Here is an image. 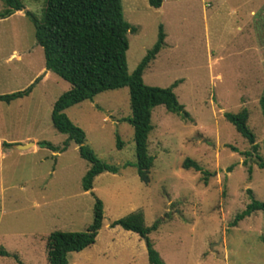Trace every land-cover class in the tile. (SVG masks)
Instances as JSON below:
<instances>
[{"label": "rangeland", "instance_id": "obj_1", "mask_svg": "<svg viewBox=\"0 0 264 264\" xmlns=\"http://www.w3.org/2000/svg\"><path fill=\"white\" fill-rule=\"evenodd\" d=\"M19 1L23 10L0 18V95L28 91L0 102V248L7 253L0 264H48L46 237L83 232L95 199L102 205V226L91 246L66 255L67 264H148L143 240L109 228L138 211L146 227L159 221L148 239L164 264H264V212L232 226L250 201H264V166L258 165L264 162L258 108L264 0H162L158 9L147 0H121L123 20L135 28L126 34L127 72L161 26L164 45L143 70L142 82L157 88L176 83L172 92L186 116L163 106L151 109L147 154L153 160L145 185L133 166L132 128L124 121L130 116L126 88L67 108L83 144L117 169L95 177L88 191L80 183L89 163L50 121L53 102L69 85L51 72L43 75L42 51L25 16L27 11L40 19L44 0ZM4 10L0 2V14ZM242 109L255 150L223 117ZM15 143L28 145L16 150ZM185 159L207 175L182 168Z\"/></svg>", "mask_w": 264, "mask_h": 264}, {"label": "trees", "instance_id": "obj_2", "mask_svg": "<svg viewBox=\"0 0 264 264\" xmlns=\"http://www.w3.org/2000/svg\"><path fill=\"white\" fill-rule=\"evenodd\" d=\"M5 7L2 18L10 10H23L19 0H0ZM162 0H147L152 9H158ZM33 26V38L41 48L43 67L69 85V89L59 95L50 110V121L53 129L66 136V142L77 146L78 155L89 163L83 175L80 187L83 191L92 188L95 177L103 172H116L115 167L107 166L99 161L92 150L83 144V132L72 125L64 111L83 101H91L99 93L126 88L130 116L126 121L132 128L134 145V164L138 180L143 184L149 182V170L152 157L147 154V136L152 129L150 124L151 109L163 106L167 112L184 113L169 88H157L142 82V72L162 48L164 34L161 26L157 28L156 41L146 51L136 68L127 72L125 53L127 50V33H134L135 28L129 26L122 16L121 0H44L40 19L25 12ZM28 91H18L0 95V102L9 103L26 95ZM258 108L264 122V87L258 98ZM184 116L186 114L184 113ZM224 119L236 132L244 138L252 150L256 149L254 136L246 125L247 111L237 113L226 112ZM49 149L53 147L45 142L38 143ZM117 142V147L119 146ZM247 154V153H244ZM259 167L264 166L260 162ZM182 168L207 175L190 159L182 162ZM206 179H204V182ZM264 212V201H250L243 211L235 215L232 226L253 212ZM102 226V205L95 199L92 208L91 223L83 232H52L45 240V255L48 264H67L66 255L80 252L91 246ZM120 227L132 232L145 244L148 264H164L153 249L148 234L157 230L159 221L150 226L143 224L140 211L110 223L109 228ZM264 243V239H262ZM7 253L0 248V257Z\"/></svg>", "mask_w": 264, "mask_h": 264}, {"label": "crops", "instance_id": "obj_3", "mask_svg": "<svg viewBox=\"0 0 264 264\" xmlns=\"http://www.w3.org/2000/svg\"><path fill=\"white\" fill-rule=\"evenodd\" d=\"M160 6H161V5H160ZM15 13H19V11H18V12H15ZM250 14H252V12H250ZM10 15H14V14H10ZM162 32H163V31H162ZM163 34H164V33H163ZM164 37H165V34H164ZM163 42H164V39H163ZM163 45H164V44H163ZM146 67H147V66H146ZM47 72H48V71L45 70V71L43 72V75H44V74L46 75ZM18 143H19V142H18ZM16 144H17V143L14 144V147H13V148L16 149V150H21V149H17V148L15 147ZM32 147H34V144L32 145Z\"/></svg>", "mask_w": 264, "mask_h": 264}, {"label": "water", "instance_id": "obj_4", "mask_svg": "<svg viewBox=\"0 0 264 264\" xmlns=\"http://www.w3.org/2000/svg\"><path fill=\"white\" fill-rule=\"evenodd\" d=\"M30 144H32V143H30ZM27 145H28V144H26V145H16L15 147H16L17 149L24 150V149L27 147Z\"/></svg>", "mask_w": 264, "mask_h": 264}]
</instances>
